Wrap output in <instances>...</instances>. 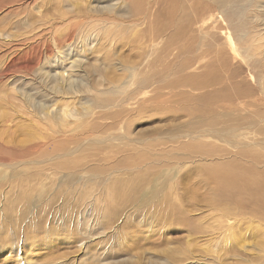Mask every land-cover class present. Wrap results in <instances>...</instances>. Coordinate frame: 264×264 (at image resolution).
<instances>
[{"label":"rangeland","instance_id":"1","mask_svg":"<svg viewBox=\"0 0 264 264\" xmlns=\"http://www.w3.org/2000/svg\"><path fill=\"white\" fill-rule=\"evenodd\" d=\"M23 1L21 24L7 29L22 30L29 49L49 23L70 22L77 11L83 16L70 20L102 28L101 41L80 42L65 60L85 89L100 85L84 95L58 91L45 76L61 69L55 59L0 78V90L22 88L30 99L8 97L6 112L16 119L0 118V163L10 165L0 164V264H264V0H0V30ZM150 60L156 80L139 97L155 94L153 102L121 111L112 100L120 88L109 81ZM107 98L109 107L100 102ZM48 108L94 113L89 127L86 114L64 126ZM128 119L131 137L120 143L106 122ZM204 123L226 124L239 140ZM62 128L65 135L89 129L91 146L65 152ZM198 138L200 146L187 144ZM210 168H229L222 177L239 176L245 190L222 195ZM118 185L135 191L117 204L111 190Z\"/></svg>","mask_w":264,"mask_h":264},{"label":"bare ground","instance_id":"2","mask_svg":"<svg viewBox=\"0 0 264 264\" xmlns=\"http://www.w3.org/2000/svg\"><path fill=\"white\" fill-rule=\"evenodd\" d=\"M25 2L26 1H23V3H19L15 7H11L10 8L13 11H15V12H9L8 13V14H10V16H12V18L7 23L8 24L11 23V24L9 26H6V24H5V27L3 26L4 28H2L0 30V54H2L1 55V58H0V78H3V77L6 78L9 75L13 74V72H15V71H17L19 69H25V67H30L31 65H34V64H36L38 62L39 63H42L44 59H47V61L48 60L51 61V60L55 59L56 63L58 64V67H61V69L59 71H56V72H53V73H52V71L51 72L50 71H47L48 73L45 74V76L47 78H48L49 74H51V78L56 83V86L53 87V88H56L57 85H58L59 86L58 91H63L64 93H66L65 91L66 90H69V92L81 93L82 95H84L86 93V91H89L90 88L92 89V87L94 88L96 86H99L100 85V82H97L96 84H95V81L94 82H88L87 89H85L86 87L84 88L83 83L81 84V81L78 79V77L76 79H74L73 74H72V71L70 70L71 68L69 66L74 67V63H71V65L68 66L69 68H67V65L65 66V64H66L65 63V60H67V58L70 57L69 56V52L72 53V51L75 48L74 46H77V44H79L80 42L83 43V45L80 44L81 48H83V46L85 48L86 46H88L92 42H97L98 39H99V41H101V39H102L103 36L100 37V30H102V28L101 29H99L100 27L99 28H90V26H92L90 24V21H88L87 19H84V18H83L84 19L83 21H80V20H74V21L73 20H70L71 17L74 18L73 16L76 17V15L83 16V14H81L78 11H77V13L75 12L74 14H72V16H69L70 17V19H69L70 22L67 21L68 19H64V18H60L59 19L61 21L66 20V22H68V24L66 26L61 27V25H58V23H60L61 21L59 22L58 19H57V21L53 20L51 23H49L45 27L46 29H43L44 31L42 30V33H40V40L37 41L36 44H33L31 46V48H30V49H34V52H36V56L27 57L29 55L27 53L30 50L29 49L30 44L26 46L27 42L25 40H27V38H26L27 36L25 38H20L21 35L24 36V34H22L23 33L22 30H19L21 34H17V32H14V31H10L9 32V30L7 29V28L13 27V24H17V25H20L21 24L20 21L22 20V18L25 17V15L23 14L25 12V8H24ZM27 3H28V1H27ZM102 7H104V6H102ZM102 7H100L99 9H97V11H101L100 14H109V15L111 14L109 12H104ZM110 11H111V8H110ZM15 13H16V16L19 17L18 19L15 18L16 20H14V18H13V14L15 15ZM22 14L24 16H22ZM16 16H14V17H16ZM200 18H201V16H200ZM94 20H97V19H94ZM18 21H19V23H17ZM22 25H24V24H22ZM83 25H85V28L83 27ZM0 28H1V26H0ZM95 31H97V34H96ZM163 35H164V33H163ZM118 39L120 40V38H118ZM14 44L15 45L18 44L19 46H15ZM254 45H255V41H254ZM247 50L248 49H246V51ZM250 50H252V49H250ZM255 50H257V49H255ZM78 51L80 52V49ZM52 52L54 54H52ZM73 62H75V60H73ZM152 62H154V61H151L150 60L149 63H146L147 66L144 67V66L141 65V62L139 61L138 62L139 63V66L129 67V69H128L129 73L125 76V78L122 81H120L118 83L115 82L117 80L119 81V79H120V76H117V75H114V77H112V80L109 81L110 83L112 82L113 86H110L111 84H109V87L108 88H111V87H115V88H118V89L120 88V90H118L115 93L116 97L114 99H112V100H114V101L117 102V105L121 108V111H127L128 113L132 114V113L137 112V111H135V109L136 110L137 109L139 110L140 107L145 102H148V101L153 102V98H154L155 94H154V96L151 95L149 97H139V95L142 94V93H143V95L146 94V92H142V89L150 87L152 85V81H155L156 80L155 79V76H154V73H153V70H152V67H151L152 66ZM42 67H43V65H42ZM144 68L147 69V71L145 72V73H147V75L144 76V77H142V78H140L139 77V72L140 73H143V69ZM40 70H43V69L40 67L39 71ZM20 74H22V73H20ZM85 76L84 75H81L79 78L84 79ZM108 80H110V79L108 78ZM150 80H151V84H150ZM147 82L149 84H147ZM67 83H68V86H67ZM2 84H0L1 85L0 86L1 89H2ZM43 84H44V82H43ZM128 84L134 85V87H128ZM88 86L90 87L89 89H88ZM5 87H7V85ZM15 89H14L15 95L10 94L9 93L10 91L7 92L8 89L7 90L6 89L0 90V118L1 119L3 117H7V115H9L7 121L8 120L9 121L12 120L14 122V120L16 119L15 116H14V114L16 112L15 113L14 112H11L12 114H8V112H6V110H7L6 105L7 104L5 103V101H7L6 99L8 97H10V96L11 97H16L18 99V101H19L20 104H21L22 101H24L23 104L26 103V102L27 103H30V99L28 98V94L22 88H19V90L17 88H15ZM53 91H55V90L53 89ZM64 93L61 92V94H64ZM157 93L158 94H161V95H164V92L162 90H159ZM8 102H9L10 106L13 107V108H15L17 106L16 103H14V101H8ZM86 102H89V100H87ZM100 102L105 107H109V99L108 98L107 99H100ZM132 102L135 105L132 104ZM23 104L21 106H23ZM130 104H132L133 106H128ZM42 105H44V103ZM51 105H53V104H51ZM28 107H30V106H28ZM35 107H36V104H35ZM47 107H49V105L48 106L47 105H44L42 108H47ZM89 107H91V106H89ZM21 108H19L20 111L24 107L22 109ZM63 108H65V107H63ZM63 108L61 109V114H58V115L52 113V111H50L49 108H48V110H45V111H47V113L49 115L51 114L53 118H58V116L61 117V120H62V123L64 124V126L66 125L65 124L66 122H69L70 117H72V116L73 117H77L78 115L84 116L86 114V113H82V111L81 110H78V109L76 110V109H72V108H66V109H63ZM84 108H87V107H84ZM16 110H17V108L15 109V111ZM18 112H19V110H18ZM53 112H56L57 113V111H53ZM23 113H24V110H23ZM58 113H60V111ZM93 113H94V111H91V112L89 111V113L86 114L85 118L82 120L83 127H89V122L87 120V117H90ZM19 114H21V113H19ZM43 114H46V113L43 112ZM43 114H41V115H43ZM108 116L110 118H112L110 113H108ZM22 117H24V115ZM106 124H107V126H113L115 128L116 131L113 133L114 134L113 136H116L118 138V140H119L120 143H125L126 139L131 137L130 130H132V129H131V121H130V119H128V121L126 123H124V124H122V125H120L118 127H116L117 126V122L116 121L106 122ZM201 128L202 129H206V130H210L211 132H213L217 136H222V137H227V138L230 137V138L235 139L236 141L239 140V134L236 133L233 130V128H231L230 126H228L226 124L213 125V124H209V123H204V124H202ZM26 129H27V127H26ZM74 129H75V127H74ZM12 130L14 131V129H12ZM62 130H64V129L62 128ZM86 130L87 131H84V132L83 131H81V132L80 131H75L73 134H68V135H65V132H67V131L64 130V132L62 133V135L60 136V138H67L66 141H63L65 143L63 145L64 146L66 145V146H68L70 148L68 150L66 149L67 151H65V152H69L70 151V152L74 153V152H76L79 149H83L86 145H88L87 146L88 148L91 146L92 140L90 141L88 139V137H87V134L90 132V130L89 129H86ZM5 131H7V130H5ZM57 132H59V129L58 130H54V132L52 133L51 136H54L55 134H57ZM76 132H77V134H76ZM32 135L33 134H30L28 132V137H29V140L28 141H30V139L33 138ZM35 135H37V134H35ZM74 135H77V136L74 137ZM92 136H93V133H92ZM92 136H91V138H92ZM45 137H49V135L48 136H45ZM17 138H18V136L16 137V139ZM20 139H21V137H20ZM23 140H19L18 139V142L20 141V143H21V141H23ZM51 140L54 142V138L53 137H52ZM202 140L203 139L198 138V139H196L194 141H187V144L192 145V146H200L201 143H202ZM9 141H12V140H9ZM38 142H40V141H38ZM38 142H36V143H38ZM43 142L44 141H42L41 143H43ZM12 143H14V142H12ZM49 143H50V139H49ZM8 144H10V142H8ZM45 145H47V143ZM32 146H33L32 144H29L28 145V147H30V148ZM38 147H40V146H38ZM52 147H54V146H52ZM31 149L33 150V148H31ZM31 152H29V153H31ZM2 164L8 165L6 162H3ZM232 164L234 166V163H232ZM8 166H10V165H8ZM228 170H229V168L227 170H225V168L224 169L210 168L208 171H210V177H214V178H216L218 180V182H219L218 190L220 191V193L222 195H224L225 193H226V195H229V193H230L231 194V197L233 199V196L236 195L235 194L236 191H243V190H245L246 185H244V186L243 185H240L241 183H244V179H242L243 182L242 181H239L240 184L238 183L239 176H236L238 178L236 182H231V181H228V180L224 179L222 177V173H225ZM206 171H207V169H206ZM232 171L234 172V174H237V172H236L237 170H236L235 167L232 168ZM246 182L244 184H247ZM132 190L135 191V187L133 188L132 186L118 185V186H113L111 192H112L114 201L118 204V203L121 202L122 199H124L126 197L125 192L126 191H130L131 192ZM247 190H248V188H247ZM0 241H1V238H0ZM11 247H12V245H11ZM0 249H2V248H0ZM197 264H199V263H197Z\"/></svg>","mask_w":264,"mask_h":264}]
</instances>
